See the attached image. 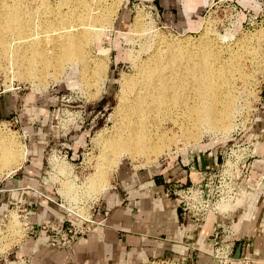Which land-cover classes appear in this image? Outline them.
<instances>
[{"label": "rangeland", "instance_id": "1", "mask_svg": "<svg viewBox=\"0 0 264 264\" xmlns=\"http://www.w3.org/2000/svg\"><path fill=\"white\" fill-rule=\"evenodd\" d=\"M20 1L26 8L35 7L37 13L45 19L50 16L55 18L57 12L59 15L66 14L69 10L67 8L72 9L76 2ZM42 2L44 5H39ZM101 3L100 12L105 9L101 13L109 16L108 26L87 42L90 45L84 46V59L79 57L77 60L73 59L75 62L65 64L58 61L59 65L55 63L46 68V75L40 80L22 77V69L0 63V110L3 113L0 115V137L16 144L22 154V162L16 167H8L11 168L8 171L10 173H0V180L23 165L25 159H31L29 154L32 144L42 143V176L46 186L56 194L57 200L53 199V202L65 216L66 211L58 204H63L66 209L70 208L74 213L73 221L78 219L75 213H83L91 221L87 224L89 231L93 230L92 215L97 199L115 183L120 163L128 164L132 171L146 169L160 165L170 156L177 155L185 161L190 153H197L208 147H213L218 154L225 149L239 150L249 156L253 152L256 156L250 158L252 161L262 155V143L257 140L254 127L258 116L264 112V37L259 43L256 40L257 35H264V0H208L201 12L190 16L186 24L180 21L165 22L155 0H102ZM197 22L198 28L189 27ZM204 37L208 42L211 40L209 43L216 40L214 42L220 49L224 47L227 50V53H222L224 59L240 47L238 40L243 41L244 45L251 44L246 48L252 47V51L257 44L259 46L260 53L251 52L250 58L246 53L245 66L244 59L240 64L242 71L251 80L248 79L245 85L240 80L233 79L231 89L233 95L237 96V110L231 119L229 130L201 129L195 141L191 139L186 145L177 141L169 152L164 151L156 158L140 154L135 158L123 155L113 166V170L108 171L105 183L107 188L103 192L93 191L97 169L103 167L105 170L104 163L110 156V152L104 153V140L113 136L117 130V106L123 93L124 80L132 77L138 66L136 64L145 60L158 46L162 52L171 43L178 44L182 49L187 41L196 46ZM163 126L171 131L176 128L171 122L163 123ZM100 139H103L101 144H97ZM57 165L65 167V175L58 174ZM72 187L75 190H71ZM69 188L70 193L67 192ZM30 204L31 206L25 201H10L6 211L0 216V258L6 256L10 262L17 261L14 253L16 248L34 237L36 230L39 231L31 220L30 209L33 204ZM23 264L30 263L25 261ZM249 264H252L251 260Z\"/></svg>", "mask_w": 264, "mask_h": 264}, {"label": "bare ground", "instance_id": "2", "mask_svg": "<svg viewBox=\"0 0 264 264\" xmlns=\"http://www.w3.org/2000/svg\"><path fill=\"white\" fill-rule=\"evenodd\" d=\"M74 2L72 7L68 4L72 9L67 8L66 14L59 15L57 12L59 16L55 13V18L48 17L51 21L38 14L35 7L29 4L31 7H24L20 0H0V63L22 69V77L40 80L46 75V68L55 63L59 65L58 61L65 64L75 62L73 59L79 57L84 59V46L90 45L87 42L108 26L109 16L101 13L105 9L100 12L102 0ZM139 33L142 34L141 31ZM263 37L262 34L257 35V42L262 41ZM205 38L196 46L187 41L182 49L178 44L177 47L171 43L162 52L158 46L145 60L136 64L138 66L132 77L125 78L117 106V130L104 140V153L108 151L110 156L108 161L105 159L106 169H97L93 191L103 192L107 188L108 171L123 155L135 158L140 154L156 158L164 151L169 152L177 141L183 145L189 144L191 139L195 141L201 129L223 131L230 127L237 110V96L233 95L231 89L233 79L245 85L248 79L251 80L240 64L246 53L249 58L251 52L257 54L259 46L255 44L252 51V47L246 48L249 44L244 45L243 41L238 40L240 50L236 48L237 51L224 59L222 53H227V50L224 47L220 49L214 42L216 40L209 43L211 40L208 42ZM244 60L245 66L247 59ZM166 122H171L176 127L175 131L164 127L163 123ZM101 140L97 144H101ZM21 155L16 144L0 137V173H10L8 171L12 167L22 162ZM57 172L61 176L65 175V167L57 165ZM68 190L70 193L75 188Z\"/></svg>", "mask_w": 264, "mask_h": 264}, {"label": "crops", "instance_id": "3", "mask_svg": "<svg viewBox=\"0 0 264 264\" xmlns=\"http://www.w3.org/2000/svg\"><path fill=\"white\" fill-rule=\"evenodd\" d=\"M155 3L165 22L186 24L190 16L201 12L208 0H155ZM198 22L189 27L198 28ZM1 105L0 102V109ZM257 120L254 131L262 143V155L254 161V170L243 186L241 209L227 218H210L202 231L193 227L186 229L178 202L166 196L168 188L194 181L196 170L218 166L219 157L213 147L192 152L185 161L177 155L170 156L160 165L146 169L132 171L128 164L120 163L115 183L98 197L94 206L92 231L61 249L53 245L54 235L36 230L34 237L16 248L17 261L10 262L4 256L0 264L25 261L30 264H149L163 259L179 264H217L212 255L211 232L216 224H231L237 231L233 254L240 247L239 257L247 255L252 264H264V112ZM43 151L42 143L32 144L31 159H25L23 165L0 180V216L10 201H25L30 206L33 204L30 217L37 227H61L66 216L53 202L57 200L56 194L46 186L42 176Z\"/></svg>", "mask_w": 264, "mask_h": 264}, {"label": "built area", "instance_id": "4", "mask_svg": "<svg viewBox=\"0 0 264 264\" xmlns=\"http://www.w3.org/2000/svg\"><path fill=\"white\" fill-rule=\"evenodd\" d=\"M218 154V153H217ZM220 156V157H219ZM251 156L229 149L218 154L219 164L211 170H196V179L187 185L172 186L166 190V196L176 200L181 209L184 228H196L202 231L207 221L212 218H227L241 209L244 202L243 186L248 182L254 170V161ZM49 201L51 199L47 198ZM66 211V221L61 227H48L40 225L39 231L51 232L55 236L53 245L64 249L71 246L78 236L89 231L91 221L83 213L74 216L71 209ZM83 209V208H82ZM212 243L214 246L213 258L217 264H231L233 258L234 242L237 240V231L231 224H216L212 228ZM228 238V239H227ZM247 255L239 257V264H249ZM170 263L179 264L173 260L163 259L149 264Z\"/></svg>", "mask_w": 264, "mask_h": 264}, {"label": "water", "instance_id": "5", "mask_svg": "<svg viewBox=\"0 0 264 264\" xmlns=\"http://www.w3.org/2000/svg\"><path fill=\"white\" fill-rule=\"evenodd\" d=\"M239 255H240V247H238L235 251V254L233 255V258L234 259H238L239 258Z\"/></svg>", "mask_w": 264, "mask_h": 264}]
</instances>
